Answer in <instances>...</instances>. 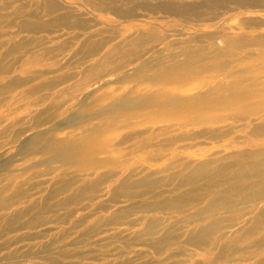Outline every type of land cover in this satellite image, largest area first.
I'll use <instances>...</instances> for the list:
<instances>
[{"label": "rangeland", "instance_id": "374dc122", "mask_svg": "<svg viewBox=\"0 0 264 264\" xmlns=\"http://www.w3.org/2000/svg\"><path fill=\"white\" fill-rule=\"evenodd\" d=\"M57 1L0 0V264H264V7Z\"/></svg>", "mask_w": 264, "mask_h": 264}, {"label": "bare ground", "instance_id": "6f19581e", "mask_svg": "<svg viewBox=\"0 0 264 264\" xmlns=\"http://www.w3.org/2000/svg\"><path fill=\"white\" fill-rule=\"evenodd\" d=\"M43 3L40 6H43L44 9L48 11H53L54 9L59 8V3L57 0H42ZM93 5L103 7L106 9H110L115 12L125 13L128 12L129 9L125 8V4H123L124 0H90ZM127 1V0H126ZM133 1V0H131ZM235 2L243 9H250L255 7H264V0H207L204 2H174L173 0H165L161 3L160 7L165 10H169L176 13H183L190 9H198V8H207V9H215L219 7H224L228 2ZM225 2V3H224ZM126 3V2H125ZM224 3V4H223ZM136 4V2H135ZM160 4V3H159ZM66 16L70 15V11H66L64 13ZM28 18H25L21 21L22 24L27 25H38L40 22L37 19V12L35 10L31 11L27 14ZM244 42V41H243ZM257 154L264 152V147L255 150ZM259 169L264 173V160H261L259 163ZM264 177V176H263ZM264 189V186L261 188ZM194 239L196 241L200 240L199 236H195Z\"/></svg>", "mask_w": 264, "mask_h": 264}]
</instances>
